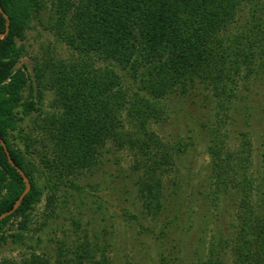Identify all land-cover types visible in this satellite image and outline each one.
I'll use <instances>...</instances> for the list:
<instances>
[{
    "label": "trees",
    "instance_id": "1",
    "mask_svg": "<svg viewBox=\"0 0 264 264\" xmlns=\"http://www.w3.org/2000/svg\"><path fill=\"white\" fill-rule=\"evenodd\" d=\"M0 6L10 20L0 40V137L31 185L19 207L0 220V234L19 217L3 244H24L42 198L40 224L58 234L54 255L31 252L0 264H111L107 227L100 239L72 218L84 207L82 180L98 185L111 163L108 146L132 158L126 176H109L121 181L115 207L122 206L124 220L139 222L134 210L140 208L144 218L161 220L157 240L176 242L177 255L169 251L159 264H264V0H52L51 8L45 0H0ZM43 15L45 31L70 55L46 52L29 77L16 67V43ZM4 28L0 14V34ZM26 85L35 89L30 100L22 98ZM203 92L204 107L213 104L204 127L211 131L210 160L194 197L185 201L175 160L187 146L153 126L161 128L179 103ZM46 94L52 98L44 111ZM24 119L29 122L20 129ZM231 123L232 147L222 132ZM15 130L22 152L9 141ZM24 187L0 145V215ZM229 192L231 203L216 205ZM194 203L201 205L198 225L210 239L198 240L191 260L192 245L176 241L172 230ZM186 221L193 224L189 214Z\"/></svg>",
    "mask_w": 264,
    "mask_h": 264
},
{
    "label": "rangeland",
    "instance_id": "2",
    "mask_svg": "<svg viewBox=\"0 0 264 264\" xmlns=\"http://www.w3.org/2000/svg\"><path fill=\"white\" fill-rule=\"evenodd\" d=\"M47 2V7H50L52 0H45ZM52 22V20H51ZM43 25V26H42ZM47 25L46 15H43L41 22L35 20L31 23V27L24 32L22 40H18L16 43L17 48H21L19 62L17 68L25 72L26 76L32 77L33 66L35 62H39L46 52L54 51L56 56H62V58L68 57L70 55L62 45L57 44L55 37L52 32L45 31L44 26ZM49 49V50H48ZM61 58V57H59ZM28 85L22 90V98L24 100H30L31 96L35 94V89L29 92ZM203 96L196 99L190 97L186 99L175 107L173 115L170 114V118L164 123L160 128L159 126H153V129L158 131L162 136L168 137L171 140H179L180 144L187 146L178 155L175 160L176 165L180 169V177L183 183V191L186 192L183 195L184 200L194 194L193 187L199 184V180L206 174V166L210 160L209 156L206 154V148L209 144V134L210 130L208 128L211 119L210 111L212 110L213 104H209L205 108L204 104L207 105L205 98V93ZM51 95L46 94L45 102L43 105L44 111L48 110L49 103L51 100ZM205 101L203 104L202 102ZM18 112L17 116L20 117L21 114ZM240 119L239 124L241 125V120L243 119L242 112L239 114ZM29 120L18 121V127L24 129L28 124ZM224 126V125H223ZM234 129L233 123L230 125H225L222 132L225 133L223 139L227 141L228 146L232 147L234 144V137L232 130ZM228 137V138H227ZM11 145L22 152V144L19 143L17 138V131L11 132L9 137ZM111 149L112 158L111 163H109L104 170H101V175L99 178L98 185L95 182H91V186L87 187L85 183L89 181L87 178L82 180L83 190H81L82 200L84 202V207L81 209L82 214H78L75 211L72 218L75 220H80V229H88V235H97L100 239L101 228L106 226L109 235L106 237L111 243V250L109 257L111 264H159L163 256H166L169 251L174 255H177V247L175 241L166 242L165 240H157V235L160 232V221L151 220L144 218L141 214V210L135 209L134 213L139 215V222L125 221L124 215L120 212V207L116 208V198L119 197L116 189L119 187L121 181L119 178L126 176L129 172V165L131 161V154L127 150H116L112 146H108ZM116 165H113L114 163ZM113 165V166H112ZM106 174V179L103 181ZM110 174L114 177H119L116 183H113ZM130 179L127 178L123 184L128 186L129 197L132 202H134V196L136 190L129 184ZM119 182V184H118ZM233 195V192H231ZM194 197V196H192ZM232 196H220L221 201L217 203L218 206H224L227 203H231L230 199ZM123 198H121L122 202ZM108 201V204L105 202ZM196 202V201H195ZM98 203V204H97ZM200 203V202H199ZM198 203L200 209L201 205ZM186 205L185 203H183ZM207 205L208 202H206ZM43 198L39 201L34 210L31 213V223L29 224V232L24 236L25 243L22 245H10L9 243L3 244L5 239H7L10 233H13L17 228V223L19 217L10 220L8 225L5 227L4 231L0 234V260L1 259H16L19 260L22 257L29 255L31 252L36 254H50L54 255L55 243L58 238V234H53L49 229V225L40 224L41 214L43 212ZM126 204V206H128ZM193 207L189 212H185L182 219L179 220L177 225L179 229L174 232L173 236L176 241L181 239L185 240V244L188 248L192 245V248L186 252V257L194 260L195 249L199 244L201 238L207 243L210 239V231L204 229L206 227L198 225V218L202 215L198 205ZM74 207V204L72 205ZM223 209V208H222ZM216 212V211H215ZM189 214L190 219H192L193 224L187 223V216ZM132 222V223H131ZM65 226L68 227L69 232H71L72 227L69 222H65ZM174 229V228H173ZM171 230V229H170ZM172 236V234H170ZM4 238V239H3ZM9 239V238H8ZM7 239V241H8ZM18 245V246H17ZM53 258V257H52Z\"/></svg>",
    "mask_w": 264,
    "mask_h": 264
},
{
    "label": "water",
    "instance_id": "3",
    "mask_svg": "<svg viewBox=\"0 0 264 264\" xmlns=\"http://www.w3.org/2000/svg\"><path fill=\"white\" fill-rule=\"evenodd\" d=\"M0 14L2 15L3 19L5 20V28L4 31L0 34V40L3 39L9 32V24H10V20L7 16V14L3 11V9L0 6ZM0 145L3 149V152L7 158L8 163L16 170V172L20 175L22 181L24 182V190L22 192V194L17 198V200L14 202L12 208L10 211L0 215V220L11 215L21 204V202L23 201L24 197L29 193L30 189H31V185L29 183V179L28 177L25 175V173L16 166V164L14 163V161L11 159V156L9 154V151L7 149V146L5 144V142L1 139L0 137Z\"/></svg>",
    "mask_w": 264,
    "mask_h": 264
}]
</instances>
